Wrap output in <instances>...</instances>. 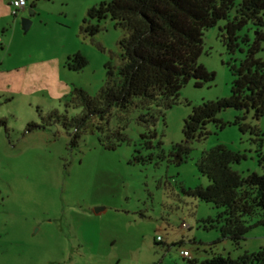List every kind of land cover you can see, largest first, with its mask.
I'll use <instances>...</instances> for the list:
<instances>
[{
    "label": "rangeland",
    "instance_id": "374dc122",
    "mask_svg": "<svg viewBox=\"0 0 264 264\" xmlns=\"http://www.w3.org/2000/svg\"><path fill=\"white\" fill-rule=\"evenodd\" d=\"M10 1L0 0V264H189L264 246L259 217L247 219L250 228L236 245L221 236V223L211 227L208 221L221 209L188 193L209 184L198 163L218 144L244 155L232 165L243 176L264 173V119L226 108L217 115L224 128L211 122L205 138L188 143V153L176 148L185 144L183 123L192 106L229 96L231 66L264 35V13L261 25L249 21L237 31L233 51L225 43L227 19L204 31L198 63L214 78L200 86L190 79L171 107L135 98L126 109L112 107L77 129L63 123L82 113L69 102L73 89L97 94L106 64L120 63L126 31L109 17L88 21L99 25L94 35L82 29L88 9L103 0H26L16 15ZM24 17L31 20L27 31ZM259 43L256 56L264 58V37ZM77 52L87 64L71 70L66 61ZM52 110L60 121L27 130ZM244 115L257 133L232 124Z\"/></svg>",
    "mask_w": 264,
    "mask_h": 264
},
{
    "label": "trees",
    "instance_id": "16d2710c",
    "mask_svg": "<svg viewBox=\"0 0 264 264\" xmlns=\"http://www.w3.org/2000/svg\"><path fill=\"white\" fill-rule=\"evenodd\" d=\"M232 10L234 16L229 19ZM263 13L264 0H103L90 7L82 25L86 34L99 31V25L90 24L89 20L99 22L108 17L126 31L119 40L120 63L115 68L106 64V78L96 95L74 87L69 102L73 107H81L82 113L72 118V124L63 123L81 128L94 116L104 118L112 107L126 109L135 98L154 101L157 107H171L190 79L200 86L214 78L213 72L198 63L204 31L219 19H227L225 43L233 51L238 44L237 31L249 21L261 25ZM263 37L259 33L240 63L231 66L234 78L228 97L192 106L183 123L185 144L176 146L178 153H188L192 139L205 138L207 124L213 122L224 128L226 122L217 117L223 109L244 110L245 114L251 111L254 119H264V58L256 56ZM86 64L79 52L66 61L71 70H81ZM61 118L57 110H52L45 122L29 123L27 130L44 128L49 121L57 122ZM244 118L245 115L236 117L232 124L242 132L257 133L258 128L242 121ZM0 125H5V121L0 119ZM75 132L70 140L72 144L77 142L78 132ZM243 158L242 153L224 144L214 146L198 163L199 172L209 179V184L188 190L191 196L221 209L214 220L208 221L211 227L221 223V236L229 237L236 245L250 228L247 219L257 216V223L264 224V173L240 174L232 165ZM196 262L191 260L189 264H264V246L237 258L217 254Z\"/></svg>",
    "mask_w": 264,
    "mask_h": 264
},
{
    "label": "built area",
    "instance_id": "2783aa9c",
    "mask_svg": "<svg viewBox=\"0 0 264 264\" xmlns=\"http://www.w3.org/2000/svg\"><path fill=\"white\" fill-rule=\"evenodd\" d=\"M11 7H12V14L16 15L18 11H21L26 7V0H11L10 1ZM183 227H188V224L185 222L182 223ZM180 255L184 258H189L190 255L187 250H180Z\"/></svg>",
    "mask_w": 264,
    "mask_h": 264
},
{
    "label": "water",
    "instance_id": "95a60500",
    "mask_svg": "<svg viewBox=\"0 0 264 264\" xmlns=\"http://www.w3.org/2000/svg\"><path fill=\"white\" fill-rule=\"evenodd\" d=\"M29 14L32 15L33 14V10L29 9ZM31 24V20L28 17H24L21 19V25H22V29L24 31H27L29 26Z\"/></svg>",
    "mask_w": 264,
    "mask_h": 264
},
{
    "label": "crops",
    "instance_id": "0c3cea01",
    "mask_svg": "<svg viewBox=\"0 0 264 264\" xmlns=\"http://www.w3.org/2000/svg\"><path fill=\"white\" fill-rule=\"evenodd\" d=\"M26 8H27V6L24 9H22L21 11L23 12Z\"/></svg>",
    "mask_w": 264,
    "mask_h": 264
}]
</instances>
